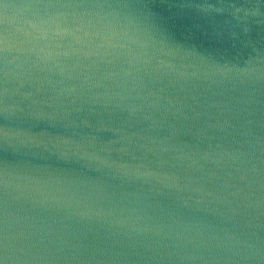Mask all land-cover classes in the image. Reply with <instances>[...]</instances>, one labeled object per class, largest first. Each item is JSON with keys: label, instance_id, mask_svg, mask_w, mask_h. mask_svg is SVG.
<instances>
[{"label": "water", "instance_id": "water-1", "mask_svg": "<svg viewBox=\"0 0 264 264\" xmlns=\"http://www.w3.org/2000/svg\"><path fill=\"white\" fill-rule=\"evenodd\" d=\"M0 264H264V0H0Z\"/></svg>", "mask_w": 264, "mask_h": 264}]
</instances>
